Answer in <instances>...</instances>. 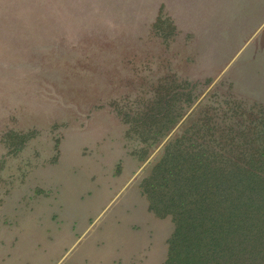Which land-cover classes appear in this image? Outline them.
<instances>
[{"label": "rangeland", "instance_id": "374dc122", "mask_svg": "<svg viewBox=\"0 0 264 264\" xmlns=\"http://www.w3.org/2000/svg\"><path fill=\"white\" fill-rule=\"evenodd\" d=\"M186 120L264 126V0H0V264L163 263L140 183Z\"/></svg>", "mask_w": 264, "mask_h": 264}, {"label": "trees", "instance_id": "16d2710c", "mask_svg": "<svg viewBox=\"0 0 264 264\" xmlns=\"http://www.w3.org/2000/svg\"><path fill=\"white\" fill-rule=\"evenodd\" d=\"M160 100L151 116L171 130L184 110ZM201 128L186 120L140 183L149 210L174 224L161 264H264V126L220 137Z\"/></svg>", "mask_w": 264, "mask_h": 264}, {"label": "crops", "instance_id": "0c3cea01", "mask_svg": "<svg viewBox=\"0 0 264 264\" xmlns=\"http://www.w3.org/2000/svg\"><path fill=\"white\" fill-rule=\"evenodd\" d=\"M91 251L89 250V253H90Z\"/></svg>", "mask_w": 264, "mask_h": 264}]
</instances>
